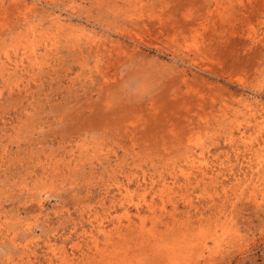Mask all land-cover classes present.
<instances>
[{"label": "rangeland", "instance_id": "obj_1", "mask_svg": "<svg viewBox=\"0 0 264 264\" xmlns=\"http://www.w3.org/2000/svg\"><path fill=\"white\" fill-rule=\"evenodd\" d=\"M0 264H264V0H0Z\"/></svg>", "mask_w": 264, "mask_h": 264}]
</instances>
